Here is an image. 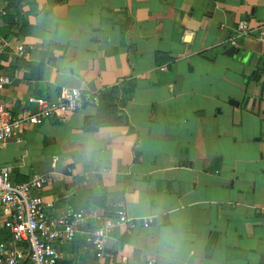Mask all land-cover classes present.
Returning a JSON list of instances; mask_svg holds the SVG:
<instances>
[{"label": "crops", "instance_id": "obj_1", "mask_svg": "<svg viewBox=\"0 0 264 264\" xmlns=\"http://www.w3.org/2000/svg\"><path fill=\"white\" fill-rule=\"evenodd\" d=\"M0 9V35L27 49L0 54L10 75L0 101L12 110L62 86H116L114 111L81 102L0 145L11 180L47 176L37 190L47 215L122 207L136 224L107 233L102 264H264V0H0ZM230 38L234 57L222 53ZM209 49L211 60L199 53ZM3 219L0 210V241ZM54 246L55 264L97 262L79 235Z\"/></svg>", "mask_w": 264, "mask_h": 264}, {"label": "built area", "instance_id": "obj_2", "mask_svg": "<svg viewBox=\"0 0 264 264\" xmlns=\"http://www.w3.org/2000/svg\"><path fill=\"white\" fill-rule=\"evenodd\" d=\"M4 11L0 9V15ZM237 35L243 36L250 32L247 20L236 22ZM260 34L264 29L259 27ZM229 44L236 46L234 38ZM8 48L18 57H25L27 49L22 42L9 45L7 39L0 35V54ZM160 69H164L161 66ZM10 82V75L0 69V90ZM98 94L81 92L78 88L62 86L54 99L41 96H28L17 110H12L0 101V145L8 140L18 141L22 129L26 126L41 123L46 119L63 120L74 112L81 102L96 103ZM10 167L0 165V210L3 226L8 231V238L0 241V264H19L24 259L28 264H55L59 253L56 242H70L76 235L90 245L94 257L100 263L105 256L104 238L115 226L124 225L131 228L136 222L128 217L122 207H117L112 215L106 216L91 206L79 209L65 207L56 215H47V203L38 195L39 190L47 181L45 174H33L25 181L10 179ZM149 217H143L141 224L150 223ZM115 264H133L121 259ZM140 264H155L152 258H146Z\"/></svg>", "mask_w": 264, "mask_h": 264}, {"label": "trees", "instance_id": "obj_3", "mask_svg": "<svg viewBox=\"0 0 264 264\" xmlns=\"http://www.w3.org/2000/svg\"><path fill=\"white\" fill-rule=\"evenodd\" d=\"M6 1L7 2H15V3H18L21 0H6ZM48 1H49V3H56V2H65L66 0H48ZM44 11H46V10H44ZM33 12H35V11H33ZM213 50L214 49L202 50L199 53L203 57L211 60V59H213V55H214L213 54ZM260 58H261V61L258 62L257 67H258V69L264 70V56H261ZM248 78L249 79H251V78L252 79H254V78L256 79L257 76L256 75H253V77H248ZM246 80H248V79L246 78ZM259 83H260L261 87L264 86V84H263V78L262 79H259ZM132 88H133V82L130 81V80H128L127 81V84H126V87L123 86L120 91L122 93L127 94V96H128L129 93L132 91ZM115 90H116V86H112V87H110L108 89H105V90L99 92V94H98L99 112L102 111V107H103V109L105 108L108 111H114L115 110V105L113 103V98H114V92H115ZM255 99L258 100V98H255ZM120 116H122V117L119 118L118 121L125 123V121H126L125 120V116L122 115V114ZM112 121H114V119H112ZM105 213H107V212H105Z\"/></svg>", "mask_w": 264, "mask_h": 264}, {"label": "water", "instance_id": "obj_4", "mask_svg": "<svg viewBox=\"0 0 264 264\" xmlns=\"http://www.w3.org/2000/svg\"><path fill=\"white\" fill-rule=\"evenodd\" d=\"M237 47L234 45H229L228 47H226L225 49H223L222 53L226 56H236L237 54ZM246 58V56H242L240 57L241 60H244Z\"/></svg>", "mask_w": 264, "mask_h": 264}]
</instances>
